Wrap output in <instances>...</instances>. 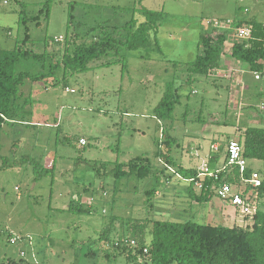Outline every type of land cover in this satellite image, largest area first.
I'll use <instances>...</instances> for the list:
<instances>
[{
  "label": "rangeland",
  "instance_id": "obj_1",
  "mask_svg": "<svg viewBox=\"0 0 264 264\" xmlns=\"http://www.w3.org/2000/svg\"><path fill=\"white\" fill-rule=\"evenodd\" d=\"M47 1L0 0V48L24 47L27 29L31 38L26 46L35 52L62 48L71 37L90 44L117 27L116 36H122L121 26L133 18L142 20L147 8L164 12L160 50L154 45L125 49L124 59L108 54L75 73H65L63 66L49 73L50 62L45 67L34 59L18 62L16 72L46 75L20 86L15 122L4 125L0 136V264H7V258H23L28 264H128L126 254L101 236L118 240L124 233L132 235L136 221L146 218L251 224L254 211L264 209L253 194V205L244 212L221 199L214 187L209 200L193 203L182 184L166 182L163 174L133 175L116 188L111 169L139 155H148L153 167L161 168L155 153L164 131L179 144L171 150L177 162L195 167L208 154L213 136L222 139L234 132L238 140L240 128L264 126L258 111L264 79L256 80L250 69L234 96L226 78L195 75L181 89L189 94L176 107L172 129L170 121L154 115L167 84L187 80L186 66L202 50L200 35L214 23L226 22L232 31L224 47L229 52L231 41L239 38L235 22L264 23V0H50L46 18ZM4 161L10 164L2 166ZM249 163L264 176V160ZM154 188L155 193L149 192ZM73 199L94 211L70 210Z\"/></svg>",
  "mask_w": 264,
  "mask_h": 264
},
{
  "label": "trees",
  "instance_id": "obj_2",
  "mask_svg": "<svg viewBox=\"0 0 264 264\" xmlns=\"http://www.w3.org/2000/svg\"><path fill=\"white\" fill-rule=\"evenodd\" d=\"M18 1V0H17ZM50 0L45 2L46 18L49 15ZM43 8L40 9L42 13ZM143 19H131L121 26L125 33L116 36L119 27L109 34H104L92 40L90 44L81 42L75 43L73 37L67 39L64 47H58L52 51L35 52L26 46L30 41L28 29L24 39V47L20 44L13 49L0 48V136L3 126L14 123L16 115L18 92L21 85L26 80H38L46 73H31L29 71L16 72V65L22 59H34L44 67L50 62V72L63 66L65 73H75L89 68V64L105 55L115 56L125 55L123 50H138L140 48H151L160 50L158 33L160 25L163 23L164 12L144 8L142 10ZM33 16L31 18H35ZM72 18V16H71ZM250 25L251 34L248 38H238L231 41V55L235 59L245 64L251 71L264 70V23L255 19L249 21H237L234 27ZM231 30L213 27L200 35V45L202 53L197 54L195 59L186 66L189 73L188 78L178 85L169 82L164 94L155 107L154 115L164 121H170L171 129L175 116L176 107L183 101L181 89L184 84L190 85L195 75L209 76L220 65L221 55L224 47L230 41ZM57 42V41H56ZM59 43V42H58ZM74 44L70 49V44ZM61 54V60L55 61ZM54 61V62H53ZM190 92L192 89L190 88ZM20 122H24L20 120ZM242 134L238 142L243 148V156L248 160H264V126H247L240 128ZM164 138L160 139L159 149L155 156L163 163L161 168L152 165L148 155H139L127 163H116L111 169L117 188L123 181L133 175L139 178H149L154 175L163 174L166 182L170 180L182 184L188 191L192 201L204 202L210 199L215 193L214 188L220 182L228 181L239 189L240 173L238 168H227L218 172V178L200 177L199 169L186 166L177 162L171 155V150L177 144L175 137L163 132ZM162 135V137H163ZM229 143V142H228ZM1 146V145H0ZM179 146V144H177ZM227 159V151H226ZM7 161L2 166H7ZM16 164V163H15ZM103 165V164H101ZM170 174L167 172L171 170ZM44 169V168H43ZM36 173H41V168L35 164ZM45 170V169H44ZM47 171L49 169H46ZM43 172V171H42ZM252 169L247 166L244 176L250 178ZM260 185L253 188L252 183H247L243 192L246 194L252 189L264 205V176H261ZM197 181L203 182L202 189L195 190ZM214 187V188H213ZM240 190V189H239ZM155 193L156 189L149 190ZM1 202V193H0ZM69 209L80 213H92L93 206H83L78 199H73ZM151 223L150 238L147 239L145 232ZM133 234H122L118 240L109 236H101V240L107 243L112 241L113 247L120 254H126L128 264H264V209L257 208L252 216L251 224L247 226L234 225L232 227L224 225H213L210 223H199L194 220L180 221L170 219H148L136 221L133 226ZM1 232V228H0ZM11 234H8V238ZM125 236V237H124ZM134 241V243L132 242ZM103 255L110 257L109 252L104 248ZM95 254L94 251L90 252ZM145 256L142 261L138 257ZM28 264L23 258L16 261L7 258V264Z\"/></svg>",
  "mask_w": 264,
  "mask_h": 264
},
{
  "label": "built area",
  "instance_id": "obj_3",
  "mask_svg": "<svg viewBox=\"0 0 264 264\" xmlns=\"http://www.w3.org/2000/svg\"><path fill=\"white\" fill-rule=\"evenodd\" d=\"M209 23L212 24V21H210ZM214 24L213 25L215 27L220 28V29L229 28L226 22H216ZM251 29L252 27L250 25H245L242 27H235L234 30H236L237 32L236 35L239 38H248L251 34ZM62 39L63 37L60 36L56 39V41H60ZM252 72L256 80L264 79V70L263 71H252ZM258 111H259V114L264 118V99L259 102ZM80 143L82 145H85L87 141L84 138H81ZM211 148L217 151L219 149V146L217 144H212ZM247 162H248L247 159L243 156V148L241 144L237 140H230L229 143L227 144V159H226V163L224 164V166L217 168V169H213L207 163H203L202 166L199 168V171H200L199 176L200 177L208 176V177H212L216 179L218 178V172H220L221 170H224L227 168L233 169L234 167H236L239 170L242 181L244 183H252L253 188H255L256 186L260 185L261 178L259 177V174L257 172H253L250 178L244 177V172L248 166ZM171 170L174 171L172 168ZM195 186L196 188L200 190L203 187V182L197 181ZM233 187H234L233 184H231L228 181L220 182L216 189L218 196L221 199L227 202H230L232 205L236 206L240 210H243L244 212H249V210L251 209L253 205L252 204L253 198L251 199L250 196H252L253 194L256 197L255 190L252 189V192L250 193L247 192L246 194H244V192H241L236 187L234 189ZM11 241L15 242L16 238H12ZM132 242L134 243V241ZM22 254H24V252H22Z\"/></svg>",
  "mask_w": 264,
  "mask_h": 264
},
{
  "label": "crops",
  "instance_id": "obj_4",
  "mask_svg": "<svg viewBox=\"0 0 264 264\" xmlns=\"http://www.w3.org/2000/svg\"><path fill=\"white\" fill-rule=\"evenodd\" d=\"M213 27H215V26H213ZM201 53H202V50L199 51L198 54H201ZM248 71L250 72L249 68L245 64H243L239 60L232 57L231 49L229 52H227L224 49V52L221 55L220 65L210 75H215L218 78H222V77L226 78L229 82L228 91H229L230 95L234 96L235 92L236 93H237V91L241 92V90L243 89L242 87L240 89L238 87L239 86L238 84H239L240 79L242 78V75L247 73ZM263 119L264 118L260 115V120L263 121ZM233 134H234V132L228 133L227 135L224 134L222 136V139H217L215 136H213V138L211 139V144H210V149L208 151V154L199 157L201 162L198 163V165L195 166V168L199 169L203 163H207L213 169H217V168L224 166V164L226 163L227 144L230 140H235L233 137ZM212 144H217L219 146V149L217 151L213 150L211 148ZM222 158H223V160H221ZM250 160H253V159H250ZM250 160H248V162H247L248 167H250L253 172H257L260 175V173H259L260 171L258 169L253 168L250 165V163H249ZM254 160H257V159H254ZM220 161L221 162L223 161V162L221 164H219ZM180 163L184 164L183 162H180ZM184 165H186V164H184ZM246 186H247V183H244L242 181L241 175H240L239 189H241V188L244 189ZM197 191L199 192V190H197ZM250 192H252V190L249 191L248 193H250ZM193 203H198V202L193 201ZM248 216L249 215L246 214V218H249ZM251 222H252V220H251Z\"/></svg>",
  "mask_w": 264,
  "mask_h": 264
}]
</instances>
